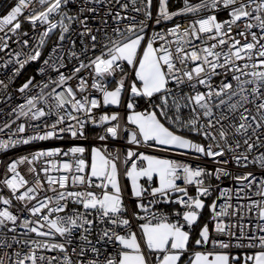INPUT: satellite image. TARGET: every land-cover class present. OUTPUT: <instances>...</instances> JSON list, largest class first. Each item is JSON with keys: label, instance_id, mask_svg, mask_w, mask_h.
Masks as SVG:
<instances>
[{"label": "snow or ice", "instance_id": "obj_1", "mask_svg": "<svg viewBox=\"0 0 264 264\" xmlns=\"http://www.w3.org/2000/svg\"><path fill=\"white\" fill-rule=\"evenodd\" d=\"M72 3L74 0H15L6 14L0 16V33H3L0 35V51L10 47L9 41L13 37L16 38L14 42L22 48L28 47L29 39H22L29 35L22 31L25 22L32 26L33 31L43 28L37 38L36 48L29 52H15V61L10 59L7 62L18 65L16 74L29 62L39 60L42 54L40 49L46 38L58 26L59 42L70 39L73 24L82 27L83 30L78 32L80 37L90 38V44L84 45L79 54L71 52V56L79 60L71 75L60 72V68L65 67L63 56L58 55L51 65L48 59L44 60V65L52 67L58 73V78L38 86L40 92L37 95L27 98L25 104L18 105V116L30 115L32 120H41L55 114L57 119L50 126L51 130L29 139L0 141V150H7L21 143L28 144L31 140H47L55 137L58 132H70L73 137L83 135L85 121L72 113L83 112L90 115L93 109L101 106L98 99L81 95L89 90L87 79L79 75L84 70H88L92 76L90 87L102 94L104 105L120 106L123 103L122 96L127 91L126 107L132 110L127 119L137 129L130 133V144H147L153 141L156 145L188 149L213 159L232 153L231 159L241 166H246L249 154L254 149L264 148V0H200L196 4L191 3V0H182V7L176 10L172 9L170 0H156L155 4L154 0H130L131 11L142 13L144 18L138 20L135 16H122L120 12L112 14L109 9L108 15L115 24L111 26V31L104 16L99 17V27H89V20L97 19L99 9L86 5L103 6L114 3L127 10L128 2L82 0V6L76 14L69 15L66 9ZM202 10H211L213 14L195 19L188 25L175 23L170 28L152 31L151 35L146 31L148 21H154L159 26L163 22L173 21L175 17L196 14ZM217 10L227 11L229 19L218 20L215 14ZM55 16L60 17L58 22H53ZM124 20L128 23L121 27ZM197 41L200 43H196ZM70 43L74 46L75 40L70 39ZM59 48L60 43L53 48V53H57ZM89 52L92 54L89 55ZM80 56L84 59H80ZM125 65L131 68V73L126 71ZM39 71L42 73L44 68ZM117 74L121 78L109 90L104 81ZM129 76L132 77L131 82L126 84ZM218 76H223V79L219 84H214L213 79ZM33 79L30 78L19 91L23 93L29 89ZM72 79L78 80L75 89L68 85V81ZM50 85L55 87H51L45 94L44 90L49 89ZM0 87L6 89L8 85L0 80ZM78 95L80 98H77ZM136 98L147 100L152 110L136 112ZM40 103L47 106V111L38 106ZM185 112L188 113L187 117ZM119 118L118 113L104 114L99 117V122L111 123ZM66 119L77 121L79 128L72 125L67 128L58 127ZM119 128V123L113 124L106 128V133L115 138ZM177 129L201 136L208 143L205 145L194 142L179 134ZM17 131L23 133L25 125H19ZM84 151L83 147H73L63 155L83 154ZM58 154L59 149L38 151L31 158L24 156L8 165L11 177L0 183L11 190L16 201L23 202L22 210L36 219H25L22 224H18L20 217L7 207L12 204V200L0 196V202L5 206L0 208V232L4 233L0 236V264H37L38 260L43 262L45 257H37L35 254V250L39 248L67 253L66 245H71L76 232L80 233L82 245L79 250L72 248L71 251L79 257H84L90 251L93 258L87 260L86 264H183L182 257L191 243V232L186 228L190 229L198 221L199 210L205 207L200 197L210 194V189L204 185L203 180L210 173L199 167L193 168L143 153L138 155L129 150L124 163L131 161V167L126 169L125 175L131 181V195L137 198L136 208L139 210L129 213L119 181L118 157L102 155L98 149L92 151L88 173H85L88 166L82 158L76 159L75 174L71 176L65 174L57 178L49 174L48 168L42 169L47 188L36 168L28 169L35 174L31 181L17 171L21 164H32L41 157L50 158ZM134 156L146 161L147 167H138L136 161L132 160ZM221 162L227 164L228 160L218 161ZM254 162L264 168V153L257 156ZM50 164L56 171L62 168L65 173H72L71 163L65 162L58 166L50 161ZM154 175L159 177V186L152 187L149 192L140 183V179L152 181ZM221 175L227 176L230 173L224 168H218L216 178L219 179ZM181 178L185 185H196V197L189 196L187 188L176 183ZM235 179L240 182L248 181V187L255 183V177L250 172ZM69 180L73 186L83 185L84 189L70 190ZM258 188V195L264 197V179L259 181ZM49 190L53 193L52 196H41V192ZM172 193L181 195L173 199ZM146 194L151 199L144 203ZM69 202L81 206L83 211L76 209L70 215H58L66 211ZM170 203L179 204L184 209L174 213L177 217L175 221L156 207L158 204ZM210 207L213 219L224 214L223 210L216 211L215 202ZM259 207L260 219L264 220V202ZM53 214L57 215L53 218ZM133 220L141 221L137 226L138 230H133ZM45 226L48 231H41ZM98 226L102 227L96 232L97 239L93 242L89 237ZM17 227L42 237L59 234L64 237V242L25 240L23 244L29 247V251L21 255L19 251H11L21 241L15 235L11 238L12 242L7 238V233H15ZM216 231L223 233L225 228L217 223ZM259 231H264V226H260ZM199 237L195 240V245L209 242L207 224L201 228ZM241 239H247L248 244L238 243V247L257 246L256 237L246 236L243 229L241 236L237 237L238 241ZM258 243L262 250L246 256L245 264L249 261L251 264H264V236L258 238ZM97 244H110L115 251H102ZM220 247L228 248L229 244L220 242ZM210 255L212 254L195 252L188 264H229L228 255L216 254L211 259ZM56 259L48 258L46 264H55ZM62 264L74 262L66 254ZM77 264H85V260H79Z\"/></svg>", "mask_w": 264, "mask_h": 264}, {"label": "built area", "instance_id": "obj_2", "mask_svg": "<svg viewBox=\"0 0 264 264\" xmlns=\"http://www.w3.org/2000/svg\"><path fill=\"white\" fill-rule=\"evenodd\" d=\"M7 0H0V16L6 14V12L10 9V7L15 3V0H12L9 4ZM129 3V9L124 10L121 9L116 4H104L101 5H86V6H95L99 9L96 20H89V27L96 28L100 26L99 17L104 16L110 25L109 31H111V26H115L114 21L111 16L108 15L109 9H111L112 14L116 12H120L122 16H135L138 20L143 19L142 13H136L131 11L130 0H121V3ZM156 0H154L155 4ZM200 0L193 2V4L199 3ZM82 6V0H74V3L70 4L66 11H68L69 15H74ZM153 14L155 15V7L153 8ZM213 14L211 10H202L196 14H188L186 16L175 17L173 21L163 22L161 25L157 26L154 24V21H148L149 27L146 29L149 35H151L152 31H159L165 28H170L175 23H179L182 25H188L193 20L203 17L205 15ZM217 15V19L220 21L229 19L227 11L217 10L215 12ZM84 15L91 16L90 13H84ZM83 18V17H81ZM60 19L59 16H55L53 18V22H58ZM67 23V21H65ZM128 23L127 20L122 21L121 27L123 24ZM82 27L79 24L72 25V32L70 33V39L75 40V45L73 46L70 43V39L66 38L63 42H59L60 28L54 29L49 37L46 38L44 46L41 50V57L37 61L29 62L23 69L16 74L15 70L18 68V65L14 63H7L10 59L15 61V52H29L32 49L38 46V37L40 33L43 31V28H39L36 31H33L32 26L25 22L22 26V31L28 32V37H22V39H29V45L27 48H22L21 45L14 42L16 39L13 37V40L9 41L10 47L5 49L4 51H0V80H3L8 87L5 89L0 87V141H8V140H22L29 139L35 135H42L44 132L51 130L50 126L56 121L57 117L55 114L46 116L41 120H32L30 115L28 117L18 116V105L25 104L27 98L31 96H35L40 92V87L44 83L49 82L50 80H56L58 78V73L50 66L44 65V60L48 59L50 65L56 60V57L63 56V64L65 67L60 68V72H63L65 75H71L74 67L78 66L79 60L73 58L71 56V52L75 51L78 54L82 51L84 45L90 44L89 37H80L78 35L79 31H82ZM3 35V33H0ZM11 35V33H9ZM239 38V37H237ZM213 41H208V43H212ZM60 43V48L57 53H53V48L57 47V44ZM196 43H200L197 41ZM92 53L89 52V55ZM98 54V53H97ZM23 59V56H21ZM80 59H84L83 56H80ZM87 62V61H85ZM59 63V62H57ZM7 64L5 67L4 65ZM44 68V71L41 73L39 70ZM79 75L84 76L89 84L88 92L82 93L81 95H88L90 98H96L101 102L102 94L95 89H91L90 85L92 82V76L89 75L88 70L82 71ZM33 79V84L26 89L23 93L19 91V89L30 79ZM223 79V76L214 77L213 83L219 84ZM105 85L109 87L110 81L107 79L104 81ZM78 84L77 79H72L68 81V85H71L74 89ZM51 87H55V85H50L49 89H45V94L51 90ZM61 89H57L60 91ZM187 91V89H185ZM77 98H80L79 95ZM128 98V93H125V101L118 106L119 110V120L111 123H100L99 117L103 115V105L101 102V106L93 109L91 114L81 113H72L79 117L80 120L85 121L83 127V135H77L76 137L71 136L70 132L57 133V135L53 138L47 140H31L28 144H18L15 147H10L7 150H0V182H2L5 178H10L11 173L8 172V165L15 160H18L21 157L28 156L31 158V155L38 151H50L59 149L60 154L53 157H41L39 160L34 161L32 164H21L18 166L17 171L20 172L26 179L29 181L34 179L35 174L30 173L28 169L30 167L36 168L39 172V176L41 181L44 183L45 188H47L46 176L42 171L44 168L49 169V174L54 177H59L61 175H73L75 174V161L77 158H82L86 161L85 173L89 172L90 166V147H100L103 149L107 156L118 157L117 161L121 164L125 159V150L126 148H132L135 150H144V151H154L164 153L165 151L160 150L154 147L151 142L147 144H141V146H136L134 144H130L125 140V125H124V112L126 110L125 103ZM47 111V106L43 103L38 105ZM13 109H16V112H13ZM151 107H144L142 110L148 111ZM71 111V109H69ZM61 114H64L63 112ZM119 123L120 128L118 129V136L113 138L106 133V128L112 126L113 124ZM25 125V131L23 133H19L17 131L19 125ZM5 125H9L5 127ZM68 125H72L74 128H79L77 121L75 120H65L63 125H59L58 127L67 128ZM105 137L101 139V137ZM208 141L205 142V145ZM73 147H83L85 149L83 154L77 153L75 155H63V153L69 152V149ZM113 149V150H111ZM243 149H241L242 151ZM261 153H264V148L254 149L249 154V160L246 162V166H241L236 163L235 160L231 159L232 153H227L223 158L217 157L215 159L204 156L202 154L197 153H178V156L184 160L183 164L189 165L193 168H201L211 175H207L203 177L204 185L209 187L210 194L207 196H203L200 198L204 199H212L216 205V211L220 212L223 210V215L213 219V236H212V246L218 250H224L228 252H233L234 250H251L258 251L262 250L259 247L258 238L260 236H264V231H259L260 226H264V220L260 219L259 211L262 202H264V197L258 195V184L261 179H264V168H261L259 163L254 162L255 158L259 156ZM228 160L227 164L218 163V161ZM50 161L55 162L58 166L62 165L65 162L71 163L73 165L72 173H65L61 168L59 171L52 169ZM138 164L142 165V161L138 160ZM218 168L226 169L230 175L224 176L221 175L219 179L216 178V170ZM252 173L253 177H255V183L250 187L248 185V181H237L235 177L245 175L246 173ZM124 178V174L122 173ZM251 179V178H250ZM98 182V181H97ZM149 184L153 185V180L148 181ZM69 188L70 190L78 191L83 190V185H72L71 180H69ZM176 183L181 187H186L188 190V195L192 197L197 196L196 185L189 184L185 185L183 178L178 179ZM242 189V190H241ZM94 191H99V189H92ZM223 193V195H222ZM18 194V193H17ZM48 195L52 196L53 193L49 190L46 193L41 192V196ZM124 202L127 204V208L129 209V213L133 210L129 203V196L125 190H123ZM181 195L180 193H172V198L175 199L177 196ZM0 196L5 198H9L12 200V204L7 206L10 211H13L14 214H17L20 219L18 224H22L25 219L34 220L35 217H32L29 212L22 210L23 202L16 201L11 190L0 183ZM179 205V204H178ZM181 208L182 206L179 205ZM5 207L2 202H0V208ZM83 211L82 207L76 205L72 202H69L67 209L64 213H59L58 215H70L73 210ZM165 214L167 212L159 207ZM183 209V208H182ZM184 210V209H183ZM57 214H53V218ZM91 218V217H90ZM141 221L133 220V230H138V224ZM43 223V221H41ZM221 223L225 232H217L216 224ZM11 226V225H10ZM102 226H98L93 233L90 235L89 239L93 242L96 241L97 236L96 232L99 231V228ZM246 236H254L256 237L255 243L256 247H238V243H243L244 245L248 244L247 239L237 240V237L241 236V231ZM119 231V229H117ZM41 231H48V228L45 226L41 229ZM231 233V235L229 234ZM4 235L3 232H0V236ZM15 235L18 240L21 241V244H15L12 252L19 251L21 255L27 253L29 251V247L23 244L25 240H36L38 242H48V243H63L64 237L59 236V234H54L48 237L37 236L35 233H29L26 229L22 227H17L15 233H7V238L9 242H12L11 238ZM79 232L74 234L73 242L71 245H66L68 248L67 253H62L59 250H50L39 248L35 250V254L37 257L44 256L45 261H37V264H46L47 259L51 257H56L55 264H62L64 255H69L73 260L74 264H77L79 260H85V264L87 260L93 258V254L89 251L86 253L84 257H79L72 253V248H77L82 245V242L79 240ZM215 241V243H213ZM220 242L228 243V248L220 247ZM100 247L102 251H107L109 253H113L115 251L112 245L102 246L100 244L96 245Z\"/></svg>", "mask_w": 264, "mask_h": 264}, {"label": "crops", "instance_id": "obj_3", "mask_svg": "<svg viewBox=\"0 0 264 264\" xmlns=\"http://www.w3.org/2000/svg\"><path fill=\"white\" fill-rule=\"evenodd\" d=\"M125 69H126V71L131 73V68L129 66L125 65ZM120 78H121V76L119 74H117L115 77H109L108 80L112 82L114 80L118 81ZM131 78L132 77L129 76V79L126 81V84L131 82ZM116 81H115V83H116ZM114 87H115V84L108 87V88H109V90H111ZM122 98H123V96H122ZM102 101H103V97L101 96V102ZM102 105H103V115L104 114L112 115V112L116 111L118 108L117 105H104L103 102H102ZM125 107H126V103H125ZM131 111L132 110H129L126 107V110L124 112V120H123L124 125H125V130H126L125 131V140L128 142H129L130 133L132 131H137L136 126L131 124L127 119V117L131 114ZM135 111L136 112H144L142 109H139V108H135ZM148 111H151V109ZM150 142L154 147H156L160 150H163L165 152L159 153V152L144 151V150L138 151V150H135L132 148H126L125 159H126L127 152L129 150H131V151L137 153L138 155L140 153H143L146 156H152V157H156L158 159H166V160H170L173 162L183 164L184 160L178 156V153H186L187 151L185 149H178V148H174L171 146H160V145H156L155 142H153V141H150ZM141 144H144V143H141ZM141 144L136 145V146L140 147ZM93 149H98L102 155L107 156L102 148L95 147V146L90 147V165L92 162V151H93ZM111 150H113V149H111ZM125 159H124V161H125ZM132 160L136 161L138 167H147L146 161L141 160L142 165L138 164V160H140V159H138L137 156L132 157ZM124 161L122 164L117 161V167H118V172H119V181H120V184H121V187L123 190H124V186H125V190L129 196V203H130L131 208L133 210H138L136 208L137 198H135L131 195V181L125 175L126 169H129L131 167V161H129L127 164H125ZM89 172H90V166H89ZM122 173L124 174V178L122 176ZM147 181H148L147 178H141L140 179V183L145 188H147L149 190V192H150L152 187H158L159 186V177L158 176H155V175L153 176V185L152 186L148 185L146 183ZM149 199H151V197L146 194L144 197V203H147ZM201 199L203 200L205 207L202 210H199L200 216H199L198 221L190 229L186 228V230L191 232V243H190L189 250L182 257L183 264H188L189 259L192 258L193 254L195 252H201V253H204L206 255L212 254L209 256L210 259L213 258L216 254H225V255H228L230 258L229 264H245V259H244L245 254L248 255V254H250V252H253V254H255V252L261 251V250L251 251V250H240V249H238V250H234L233 252H228V251L218 250V249L213 248V246H212V236H213V228H214L213 227V212H212V209L210 206L214 203V200H212V199L209 200V199H204V198H201ZM125 205H127V204H125ZM176 205L177 206H175V209H174L173 205L171 207V203L170 204H158L156 207L157 208H159V207L163 208L167 212V215L170 217V219L175 221L177 219V217L174 215V213L176 211H181V212L184 211L178 204H176ZM168 208H169V210H168ZM205 224H207L208 228H209L210 240L206 244L197 246V245H195V240L200 238L199 232ZM248 264H251V261H249Z\"/></svg>", "mask_w": 264, "mask_h": 264}, {"label": "trees", "instance_id": "obj_4", "mask_svg": "<svg viewBox=\"0 0 264 264\" xmlns=\"http://www.w3.org/2000/svg\"><path fill=\"white\" fill-rule=\"evenodd\" d=\"M8 1V4L12 1V0H7ZM7 1H6V4H7ZM195 1H197V0H191V3H193V2H195ZM170 3H171V7H172V9L173 10H176V9H178L179 7H182V0H170ZM115 81L116 80H114V81H110V84H109V87L110 86H112V85H114L115 84ZM158 102V101H157ZM135 103H136V108H139V109H143L144 107H149L150 105H149V103L147 102V100H145V99H141V98H136V101H135ZM151 107V106H150ZM152 109V108H151ZM187 115H188V113L187 112H185V117H187ZM162 119V121H163V118H161ZM167 125V124H166ZM168 126V125H167ZM174 127V126H173ZM177 131H178V133L179 134H182V135H185V136H189V137H192V138H195L196 140H200L201 142H202V144H205V142H206V140H204L203 139V137H201V136H198V135H195L194 133H190V132H188L187 130H181V129H177ZM148 185H150L149 183H148V181L146 182ZM210 200V199H209ZM172 205H173V207H174V209H175V206H177L176 204H174V203H171V207H172ZM168 210H169V208H168ZM170 218V217H169Z\"/></svg>", "mask_w": 264, "mask_h": 264}, {"label": "rangeland", "instance_id": "obj_5", "mask_svg": "<svg viewBox=\"0 0 264 264\" xmlns=\"http://www.w3.org/2000/svg\"><path fill=\"white\" fill-rule=\"evenodd\" d=\"M132 79V78H131ZM126 93V92H125ZM122 101H125V94L123 95V98H122ZM118 110V109H117ZM114 111V112H112V114H114V113H118L119 114V110L118 111ZM152 110V109H151ZM187 138H189V139H192L194 142H197V143H202L200 140H196L195 138H192V137H189V136H186ZM187 152L186 153H195V152H193L192 150H188V149H185ZM186 153H184V154H186ZM259 252V251H258ZM255 253H257V252H255ZM249 255H253V252H250V254H245L244 256L246 257V256H249ZM245 257H244V259H245Z\"/></svg>", "mask_w": 264, "mask_h": 264}]
</instances>
